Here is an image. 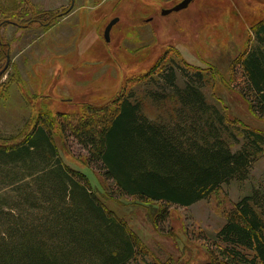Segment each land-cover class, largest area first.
<instances>
[{
	"label": "rangeland",
	"instance_id": "374dc122",
	"mask_svg": "<svg viewBox=\"0 0 264 264\" xmlns=\"http://www.w3.org/2000/svg\"><path fill=\"white\" fill-rule=\"evenodd\" d=\"M182 1L0 0V23L24 24L0 26V40L10 53L8 70L0 77V146L21 142L41 115L56 118L52 137L62 160L87 176L106 208L146 247L149 254L134 264H205L223 244L217 235L225 214L264 187L263 153L247 179L234 180L189 207L169 206L168 218L157 227L160 203L121 195L90 160L89 149L62 118L57 120V112L85 117L92 109L112 110L129 98L151 121L168 123L177 107L165 83L172 67L181 88L188 74L194 78L202 72V79L196 77L201 92L241 139L238 144L228 138L232 151L244 141L238 128L264 132V118L251 111L240 93L246 83L238 64L257 44L253 28L264 20V0H192L187 8L163 14ZM116 18L106 41L105 29ZM11 169H0V204L6 208L25 202L20 194L28 172Z\"/></svg>",
	"mask_w": 264,
	"mask_h": 264
},
{
	"label": "trees",
	"instance_id": "16d2710c",
	"mask_svg": "<svg viewBox=\"0 0 264 264\" xmlns=\"http://www.w3.org/2000/svg\"><path fill=\"white\" fill-rule=\"evenodd\" d=\"M8 23L24 27L8 19L0 26ZM253 31L257 44L238 62L246 83L240 93L251 111L264 118V20ZM0 48L1 72L8 54L1 40ZM188 77L181 88L172 67L165 76L177 106L165 124L144 116L129 98L112 110L92 109L85 117L57 112V120L62 118L89 149L90 160L121 195L160 203L157 227L168 218L169 206L189 207L234 180L247 179L264 153V132L247 127L238 128L244 141L240 150L232 151L228 138L241 143L233 124L201 92L196 77L202 79V72ZM55 119L43 114L21 142L0 146V169L28 172L20 194L26 203L8 208L0 204V264L136 263L149 254L146 247L106 208L87 176L62 160L52 137ZM225 219L217 235L223 244L210 252L205 264H264V187L235 202Z\"/></svg>",
	"mask_w": 264,
	"mask_h": 264
},
{
	"label": "water",
	"instance_id": "95a60500",
	"mask_svg": "<svg viewBox=\"0 0 264 264\" xmlns=\"http://www.w3.org/2000/svg\"><path fill=\"white\" fill-rule=\"evenodd\" d=\"M192 0H183L182 2H180L179 4L175 5L173 8H170V9H167V10H164L163 11V14H169L173 11H180L184 8H187L188 5L190 4ZM119 21L118 18L112 20L108 26L106 27L105 29V32H104V36H105V39L106 41H109L110 40V32H111V29L112 27ZM10 63V53L8 52L7 54V63H6V66L5 68L0 72V77L3 75V73L6 71V69L8 68V65Z\"/></svg>",
	"mask_w": 264,
	"mask_h": 264
}]
</instances>
